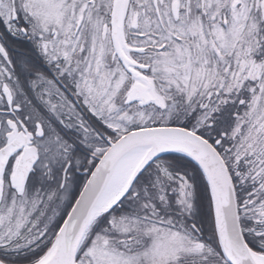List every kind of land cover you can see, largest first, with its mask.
I'll return each mask as SVG.
<instances>
[{
  "label": "snow or ice",
  "instance_id": "6c2138e0",
  "mask_svg": "<svg viewBox=\"0 0 264 264\" xmlns=\"http://www.w3.org/2000/svg\"><path fill=\"white\" fill-rule=\"evenodd\" d=\"M0 264H264V0H0Z\"/></svg>",
  "mask_w": 264,
  "mask_h": 264
}]
</instances>
